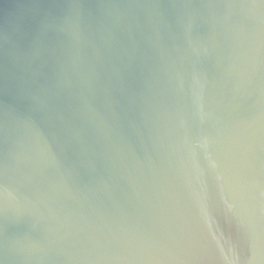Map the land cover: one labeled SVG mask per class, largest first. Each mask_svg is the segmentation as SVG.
Listing matches in <instances>:
<instances>
[{"label":"water","instance_id":"obj_1","mask_svg":"<svg viewBox=\"0 0 264 264\" xmlns=\"http://www.w3.org/2000/svg\"><path fill=\"white\" fill-rule=\"evenodd\" d=\"M0 264H264V0H0Z\"/></svg>","mask_w":264,"mask_h":264}]
</instances>
